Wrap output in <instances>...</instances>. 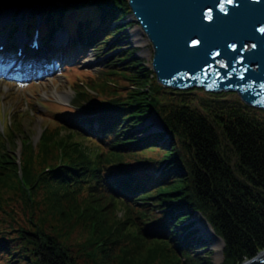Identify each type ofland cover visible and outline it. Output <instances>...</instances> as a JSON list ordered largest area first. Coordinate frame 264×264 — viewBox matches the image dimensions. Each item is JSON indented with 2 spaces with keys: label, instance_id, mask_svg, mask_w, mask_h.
<instances>
[{
  "label": "trees",
  "instance_id": "trees-1",
  "mask_svg": "<svg viewBox=\"0 0 264 264\" xmlns=\"http://www.w3.org/2000/svg\"><path fill=\"white\" fill-rule=\"evenodd\" d=\"M14 4L34 8L29 31L43 15L44 37L68 26L72 43L97 53L111 44L117 51L131 26L121 24L131 13L128 0H0V9ZM135 51H117L103 74L90 78L95 85L121 75L133 88L108 84L98 94L76 83L72 105L88 118L50 113L53 124L37 144L21 117L0 134V264H114L116 255V264H212L188 237L184 249L175 244L197 211L225 240L226 264L264 249V115L228 103L225 93H209L215 98L202 109L184 99L167 102L172 91ZM154 114L166 131L140 139L133 129ZM168 133L177 138L170 150L158 145ZM77 234L90 238L72 241Z\"/></svg>",
  "mask_w": 264,
  "mask_h": 264
},
{
  "label": "water",
  "instance_id": "water-1",
  "mask_svg": "<svg viewBox=\"0 0 264 264\" xmlns=\"http://www.w3.org/2000/svg\"><path fill=\"white\" fill-rule=\"evenodd\" d=\"M128 1L130 17L152 44V69L160 84L236 92L246 105L264 109V0ZM209 9L211 18L205 15ZM192 39L200 41L196 48ZM209 230L210 239L220 241L222 256L225 240ZM241 264H264V249Z\"/></svg>",
  "mask_w": 264,
  "mask_h": 264
},
{
  "label": "rangeland",
  "instance_id": "rangeland-1",
  "mask_svg": "<svg viewBox=\"0 0 264 264\" xmlns=\"http://www.w3.org/2000/svg\"><path fill=\"white\" fill-rule=\"evenodd\" d=\"M8 12L9 11L0 12V19L10 20V15L8 14ZM130 14L131 13H129L127 15V17L121 21L122 22L121 24L130 23L131 26L128 29H126V34H127L126 38H123V39H121V41H119V43H118L119 48L117 49V51L119 49H120V51H121V49L136 50L134 53V56L136 58H139L142 60V63L147 67L148 71L153 72L151 74V76L156 77V74L152 69L153 48H152L151 42L147 41L145 34L142 32H141V37H142L141 40H143V41H141V42L137 41L136 42L133 39V34L138 32L141 29V27L136 20H134L130 17L131 16ZM105 37H106V35H105ZM115 48H117V46H115V44L114 45L111 44L109 47H107L105 49V51H101L99 53H97L96 51H92V48H91V49H89L88 52H84V53L78 52L77 54H73L71 56V60H69V61L72 62V60H73V63L83 67V69L85 71H90L89 74L83 73L81 71L80 75H78V76L85 82L84 85L87 86V88L89 90H91L92 92L96 91L97 93L100 94V92H104V88H105L104 86H106L108 84L115 86L114 90H119V92L124 91L125 88H127V87H125L126 85L130 88L134 87V86L128 85V84L125 85V83H124L125 81H122V79H121L122 76L116 75V74H111V75L108 74L109 79H106V80H103V79L96 80L95 85H92V83L90 81L91 77L99 78L98 76L103 74L102 69L108 63L111 62L110 57L111 56L115 57L117 55V53L111 52ZM51 67H52V69H50V70L46 69L45 71H43V70L41 71L42 73L39 74V76H38L39 79L41 78L39 83H37L31 87H26L23 90L17 91L16 90L17 86L14 85L16 88L12 87L9 89V91L7 93H5V92H3V86H2L3 83L0 85V101L5 102V108L7 110H9V112L11 114H13L15 112V109H19L18 103H20L19 102L20 99H23L26 96L31 97L33 95L41 94V95L46 96V97H55L57 100L62 101L64 103V106H62L60 108H56V110L59 111L60 114H68L69 113L70 118L71 117H78V116L80 118V116H82L83 111H79V112L76 110L69 111V108H70L69 102L73 100L74 93H73V90L71 89L70 82L68 81V78L64 75V72L68 71L67 68L65 67V64L62 63L61 61L55 60V62L53 64H51ZM90 74H93V75H90ZM165 89H167L168 91L171 90L173 92V93L169 92L171 94H167V96L165 95L166 93L164 94L166 96L165 100L167 102L174 100V99L175 100L184 99V101L186 103L192 105L193 107L199 108V109H202L203 103H205L207 100L215 98V97L211 96V94L205 92L202 89H198V88H192L189 90L190 92L188 94H181V95L177 94V93L183 92V91H188V90H175V89H171V88H165ZM108 90H111L113 93H115V91H113L112 88H109ZM163 93H164V91H162V97H163ZM222 93H225L226 96L224 97V99L228 103H230L232 105L233 104L237 105L238 102H241L244 104V102L242 101V99L240 98V96L237 93H235V92H222ZM115 94H118V93H115ZM37 103H35L36 106H38L37 108H35L36 115L32 119H26L23 121L25 124V127H26L27 136L34 141V144H37L39 141L40 132L44 127L43 125L48 124V121H51V120L45 119L42 116V114H44L45 110L42 107H40V105ZM251 108L254 112H256L260 115H264L262 110L256 109L254 107H251ZM20 109L25 110V108H23V107L21 108V106H20ZM0 129H1V124H0ZM134 129L135 130H133V132H135L136 130L139 131L137 134H138V137L140 139H146V140H151V141L154 137L153 135L159 134V133H164L163 132V123L160 120H158V118L155 115H152L151 119L149 120V122L147 124L138 125ZM22 138H23V135L19 134V136H18L19 148H21V145H22ZM176 142H177V138L174 135L168 133V134L164 135V138L159 141L158 145L163 146L165 148L167 147L169 149ZM135 149L136 148H133V150H135ZM18 150L19 149H15V152H17ZM148 150L151 151L150 149H148ZM19 151L17 153H19V155H20L21 151L20 152ZM129 152L132 153V150ZM164 167H165V165H163L161 167V169L155 171V175L159 176V174L162 172V169ZM184 175H188V172H185ZM166 209L171 210V208H169V207H166ZM201 215H203V213L201 211L195 212V215L193 217H195L196 219L198 218L199 221L198 220L195 221V218H192L191 220L185 222L183 225H181L179 227V228H181L182 226H187V227L189 226L188 228L186 227V230L184 231V234L182 235V239L180 238L177 241H175L176 246H179L182 249H184L183 244H185V242H187V240H191L192 246H193L192 249L198 251L200 256L207 257L208 262H211L212 264H226V262H225L226 261L225 248L223 250V255L221 256L220 251H218L217 248L213 247L212 244L214 241L212 239H210L208 237V235L206 234V233H209L210 230L208 229V227H206L205 229L203 227H201L202 226L201 224L203 223V220H204L201 217ZM195 222H198V225H196L197 223H195ZM210 224H209V227L210 228L213 227V225L212 224L210 225ZM201 230H202L203 234L201 233ZM185 236L188 237L187 240L182 241V240H184ZM88 238H90V236L86 237L83 234H77L74 239L72 238V241H75V242L85 241ZM117 252L119 253V249H116V253ZM167 253H170V252H167ZM147 255H148L147 251H145L144 254L142 252L140 258L145 259ZM116 257H117V259L114 260V264H116V261H118V259H119L117 255H116Z\"/></svg>",
  "mask_w": 264,
  "mask_h": 264
},
{
  "label": "snow or ice",
  "instance_id": "snow-or-ice-1",
  "mask_svg": "<svg viewBox=\"0 0 264 264\" xmlns=\"http://www.w3.org/2000/svg\"><path fill=\"white\" fill-rule=\"evenodd\" d=\"M228 2H229V3H232L233 0H228ZM205 15H206L207 17L211 18V9H209V11H208ZM260 31H261V32H264V28H261ZM199 44H200V41H199L198 39H192V40H191V47L196 48ZM229 47L231 48V50H232L233 52L236 51V45H235V44L229 45ZM253 47H255V45H253ZM214 55H215L216 57H218V56L221 55V53H220V52H216Z\"/></svg>",
  "mask_w": 264,
  "mask_h": 264
},
{
  "label": "bare ground",
  "instance_id": "bare-ground-1",
  "mask_svg": "<svg viewBox=\"0 0 264 264\" xmlns=\"http://www.w3.org/2000/svg\"><path fill=\"white\" fill-rule=\"evenodd\" d=\"M133 39L137 42H141V41H143V40H141L142 39V37H141V32H140V30L138 31V32H136V33H134L133 34ZM153 55H154V53H153ZM202 226L201 227H203L204 229L206 228V227H208V229L210 228L209 227V225H208V223L205 221V222H203L202 224H201ZM205 232V231H204ZM207 235H208V237H209V233H206ZM210 238V237H209ZM213 247H215V248H217L218 249V251H220V249H221V243H220V241H215L213 244Z\"/></svg>",
  "mask_w": 264,
  "mask_h": 264
}]
</instances>
